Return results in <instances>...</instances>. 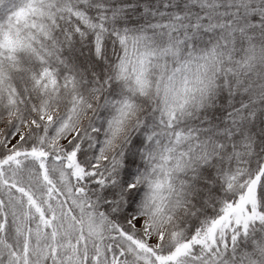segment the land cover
Wrapping results in <instances>:
<instances>
[{
	"label": "snow or ice",
	"instance_id": "1",
	"mask_svg": "<svg viewBox=\"0 0 264 264\" xmlns=\"http://www.w3.org/2000/svg\"><path fill=\"white\" fill-rule=\"evenodd\" d=\"M0 264H264V0H0Z\"/></svg>",
	"mask_w": 264,
	"mask_h": 264
}]
</instances>
